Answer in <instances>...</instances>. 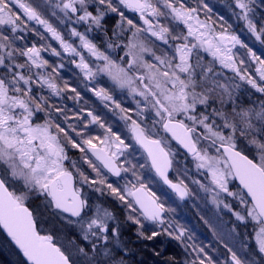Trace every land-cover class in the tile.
I'll return each mask as SVG.
<instances>
[{
  "label": "snow or ice",
  "instance_id": "snow-or-ice-1",
  "mask_svg": "<svg viewBox=\"0 0 264 264\" xmlns=\"http://www.w3.org/2000/svg\"><path fill=\"white\" fill-rule=\"evenodd\" d=\"M198 5L185 0H0V229L22 254L19 264H128L131 250L121 240L115 215L93 204L88 190L117 202L124 222L137 226L138 239L166 235L190 249L192 259L183 264H264V57L242 43L230 25L213 21L203 0ZM256 5L257 0H233V14L264 44V20L257 24L253 18ZM200 6L206 10L203 19ZM46 11L67 26L66 34ZM109 14L118 18L111 29L104 23ZM92 32L103 34L102 46L89 38ZM24 33H34L43 43L18 45ZM237 45L246 49V59L233 51ZM65 53L80 70L84 90L118 115L126 132L115 131L90 108L74 111L64 103L87 104L78 87L60 76ZM102 78L110 88L100 83ZM242 84L260 94L258 103H238ZM117 90L131 106L117 99ZM91 126L100 131L92 134ZM173 142L208 183L189 176L187 169L170 177L177 155ZM133 143L144 163L128 159ZM144 168L154 173L151 179L142 174ZM186 180L210 194L217 208L235 218L236 227L252 225L239 250L224 245L223 261L188 243L193 237L170 218L175 209L149 186L160 182L184 201L195 196ZM222 194L232 200L220 199ZM33 195L53 216L77 227L84 245L42 234L29 206ZM236 227L231 231L240 235Z\"/></svg>",
  "mask_w": 264,
  "mask_h": 264
},
{
  "label": "rangeland",
  "instance_id": "rangeland-1",
  "mask_svg": "<svg viewBox=\"0 0 264 264\" xmlns=\"http://www.w3.org/2000/svg\"><path fill=\"white\" fill-rule=\"evenodd\" d=\"M27 2V0H26ZM205 4L208 5V8L211 9V12L208 13L209 16H211L213 21H216L217 24H224L226 27H230V31L237 35L239 39L242 41V43L247 44L249 47H251L258 55H261L264 57V48L260 47V44L255 45L253 44V41H255V37L247 30L246 23L243 20H240L237 18L236 15L233 14L234 8H233V0H203ZM185 3L189 4L190 6L197 7L198 0H185ZM221 4V6L219 5ZM216 4L219 5V7H215ZM201 7V19L204 18V10ZM223 9L224 14L222 16L219 13V9ZM259 6L256 5V11L254 14L255 21L260 22L261 20H264V17L261 18L260 12L258 11ZM236 12H239V9H235ZM225 12L227 14H225ZM262 13V11H261ZM130 18H134L135 14L128 12L127 13ZM45 15L47 18H49L50 22L54 23L58 28H60L62 34H66V28L67 26H60L58 22L55 21V18L51 17L50 14L46 11ZM222 18V19H221ZM117 17L115 14H109V16L106 17L104 23L105 26L109 29L115 26V23L117 21ZM34 25V22H33ZM39 31L44 32L43 28L39 25H34ZM79 31H84V28L80 25H75ZM179 28H183V25H180ZM24 39L17 41L16 43L20 46L28 45L31 46L32 43H36L38 46L43 43L39 39L38 36H36L34 33H24ZM45 36L48 38V42L52 43L54 47H57L59 50L58 42L51 40L50 34L45 33ZM89 38L93 39L95 43L98 45H103L104 39L102 36V33L100 32H92L89 33ZM78 43V41H77ZM238 55H240L243 58L246 57V49L241 48L239 45L233 50ZM42 55L45 56L46 59H50V62H56L57 58L49 56L47 53H42ZM66 59L64 60V68L60 70V75L63 79H66L70 81V83L73 86L78 87V90L81 91L82 95L84 96L85 100L87 101V104H84L82 101L80 105H77L73 101L65 99L64 103L68 105L69 108L76 111L80 106H84L87 108H91L94 112L99 114L106 123L110 124L115 131H120L122 133L126 132L124 129V125L120 124L119 128L116 126V124L113 122L119 121L123 123L119 119L118 115H114L112 112H110L108 109H105L102 106V103L95 98L90 92H86L83 88V86L79 83L78 77L81 76L80 70L75 67L74 64L69 62L68 54H64ZM206 57V60H211V57L208 56L206 53L204 54ZM78 59V58H77ZM219 67V65H217ZM225 75H231L230 72L225 70ZM100 83L103 86L111 87L110 82L107 81L106 78H102ZM117 96V99H120L124 104H130L131 99L125 95H122L117 90L114 93ZM238 103L243 106H249L253 103H258L260 99V94L256 93L253 89L250 88L248 85L242 84L238 94H237ZM119 129V130H118ZM89 131L91 133H98L99 129L96 126H91ZM132 143L131 141H128ZM135 144H133V148L130 150L128 154V159L131 160L133 163H144L145 157L141 152L136 148ZM174 150L177 151V155L175 157V162L173 166V178L175 179L177 176V172H179L181 175L183 174L184 170H188L189 176H195L196 178H200L203 180L204 183H208L206 179L199 176L196 172V169L194 165L191 163V158L186 157L184 152H182L181 149L173 142ZM149 168H144L141 170L142 174L144 175L145 172L149 171ZM190 184V187L195 192V196L190 197L191 201V207H189V203L187 205H183L180 200H176L173 195L169 198L167 196L166 191L163 187L160 186L158 189L157 186L153 187V190L159 195L163 202L166 204L167 207L174 208L175 211L170 214V218L176 220L181 225H189L193 227L186 228L187 231H191V234L195 237V241L204 242V247H206V250L213 255L214 258H217L221 261H223L227 257V250L224 247L225 244H227L230 247H233L234 250H239L240 248V242L242 239H244L245 233H252L253 228L252 225L249 224L247 227L239 226L236 227L235 218L227 212V210L223 209V207L217 208L216 205L212 203L211 195L204 193L203 191L199 190L195 185H192L189 180H186ZM12 187L20 191V185L14 184ZM233 190H235V186L232 185ZM220 199H227L229 201L232 200V198L226 197L225 194H222ZM173 203V206H169ZM29 203L32 205L38 206L36 210H39L42 212V218H40L39 223L43 222L47 225V230L54 231L57 229L64 232L65 234H61L58 236L60 238L59 241L64 242L67 244L71 240H75L76 243L84 245L85 242H83L80 238H75V234L77 233V230H79L77 227L67 224L65 221L61 220L60 218L53 216L51 213V210L47 209L45 207V202L42 199H37L34 195L30 198ZM185 208L182 211V216H177L175 213L178 209ZM207 221V223L205 222ZM199 224H202L203 226H199ZM236 227V232L240 233V235H237L236 233H233L231 230ZM201 228L205 230V233H202L201 236ZM122 238L121 240L124 241L127 244V247L131 250V254L128 256V264H141L139 260V256L136 253V250L133 248L134 244L136 243L137 236L136 233L134 235V238L130 239L129 235H126L124 238V235L121 234ZM162 242H168L170 240V237L166 235H162ZM168 241H165V240ZM176 241V240H175ZM179 244L180 242L177 241ZM247 243L250 247L254 246V239L249 238L247 240ZM182 244V243H181ZM183 245V244H182ZM184 246V245H183ZM188 252H186L183 249V257H186ZM21 257V254L15 249V247L8 242L5 235H3L2 230L0 229V258L3 264H19V259Z\"/></svg>",
  "mask_w": 264,
  "mask_h": 264
},
{
  "label": "flooded vegetation",
  "instance_id": "flooded-vegetation-1",
  "mask_svg": "<svg viewBox=\"0 0 264 264\" xmlns=\"http://www.w3.org/2000/svg\"><path fill=\"white\" fill-rule=\"evenodd\" d=\"M257 5L259 6V12H260V16L261 18L264 17V6L260 5V0H257ZM262 11V13H261ZM254 18V17H253ZM255 20V19H254ZM257 24H259L260 22L255 21ZM103 36V34H102ZM104 39V36H103ZM254 46L260 44V47L264 48V44L259 43L258 41H253ZM122 54V53H121ZM110 88V87H109ZM120 100V99H119ZM124 104V102H123ZM125 105V104H124ZM125 106H131L130 104H126ZM91 109V108H90ZM107 122V121H106ZM113 122L116 124V126L119 128V125L123 123L119 122V121H115L113 120ZM115 130V129H114ZM119 130V129H118ZM100 131V130H99ZM92 134H96V133H92ZM134 144V143H133ZM135 149L137 148L141 154H143L142 150L139 148V146L135 145ZM182 150V149H181ZM183 152V151H182ZM144 155V154H143ZM73 158H77L75 155ZM173 173V170H172ZM171 173L170 177L173 178V174ZM144 176L148 179H151L154 176V173L149 170L147 172L144 173ZM110 181L112 182H119L120 184L123 183V180H119V178H115V177H109ZM174 179V178H173ZM150 188L153 190V187L157 186L158 189L161 187H163L166 191L167 196L172 197L171 195L174 196V198L177 200L178 198L175 196L174 193H172V191L170 189L167 188V186L163 185L160 182H153L150 185ZM87 194L90 196L91 198V202L93 204H99L101 205V207L104 208H108L110 211L113 212V214L116 217V221L115 223H119L120 225V231L121 234L124 235V238L126 237V235L130 236L131 238H134V235L136 233V225L131 224L130 222H124V212L122 211V209L119 207L118 203L113 201L110 197L108 196H100L99 193H93L90 190H88ZM179 200V199H178ZM183 205H187L189 203V205L191 204L190 199H186L184 201H181ZM174 202H171V204L169 206H173ZM30 209L34 211V213L37 215L38 219L40 220V218H42V212H40L39 210H36V208L38 206L36 205H32L31 203H29ZM191 207V205L189 206ZM185 208L183 207L182 210L178 209L176 211V215L177 216H182V211ZM111 223V222H110ZM47 225L43 222L39 223V229L41 231L42 234H46V233H54L55 236L57 237L58 240H60V238H58L59 235H61L62 233L65 234L64 232L60 231L57 229L54 231H49L47 230ZM185 228H189V227H193L191 226V224L189 225H183ZM203 226L202 224H199L198 227ZM152 225L148 224L146 225V228L150 231L152 229ZM202 233H205V230L203 228H201V236ZM188 234H191V231H188ZM75 238H80L79 235V230H77V233L74 235ZM193 237L192 241H189L188 243H194L197 246H203L204 247V242L200 241L197 242L195 241V237L193 236V234L191 235ZM122 238V236H121ZM138 241H136V243L134 244L133 248L136 250L137 255L139 256V260L141 264H170L169 258H174V260L177 262V264H183V262L185 261V259L191 260L192 259V255L187 254L186 257H183L182 253H183V249L184 246L181 243H177V241H175L174 239L170 238L168 240L167 239L165 241L168 242H162V237H157L152 241H147V240H143V239H138ZM206 249V247H204ZM185 250V249H184ZM191 250H188V253ZM155 252H159L160 255H156ZM194 255V254H193Z\"/></svg>",
  "mask_w": 264,
  "mask_h": 264
},
{
  "label": "water",
  "instance_id": "water-1",
  "mask_svg": "<svg viewBox=\"0 0 264 264\" xmlns=\"http://www.w3.org/2000/svg\"><path fill=\"white\" fill-rule=\"evenodd\" d=\"M172 172V170H171ZM170 172V173H171ZM171 175V174H170ZM166 186V185H165ZM188 199V198H187ZM3 234L7 237L8 240H10L11 244L14 245V247L16 248L15 244L11 241V238L7 236V233L3 231V229H1ZM16 250L19 252V250L16 248ZM20 253V252H19ZM21 254V253H20ZM22 255V254H21Z\"/></svg>",
  "mask_w": 264,
  "mask_h": 264
},
{
  "label": "trees",
  "instance_id": "trees-1",
  "mask_svg": "<svg viewBox=\"0 0 264 264\" xmlns=\"http://www.w3.org/2000/svg\"><path fill=\"white\" fill-rule=\"evenodd\" d=\"M219 5L221 6V4L219 3ZM219 5L218 4H216V6L215 7H219ZM219 9V8H218ZM219 13H220V15L222 16V14H224V12H223V9L221 8V9H219ZM225 14H227L226 12H225ZM50 60V59H49ZM61 76V75H60ZM0 264H3L2 263V261H1V258H0Z\"/></svg>",
  "mask_w": 264,
  "mask_h": 264
}]
</instances>
